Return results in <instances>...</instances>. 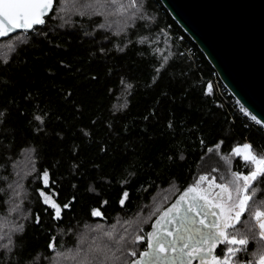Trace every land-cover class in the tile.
Listing matches in <instances>:
<instances>
[{
    "label": "trees",
    "instance_id": "obj_1",
    "mask_svg": "<svg viewBox=\"0 0 264 264\" xmlns=\"http://www.w3.org/2000/svg\"><path fill=\"white\" fill-rule=\"evenodd\" d=\"M91 2L55 0L43 25L0 39V264H131L147 245L135 238L211 155L246 175L234 147L264 150L263 127L158 0ZM256 187L264 201V177ZM262 244L250 236L236 260L257 264Z\"/></svg>",
    "mask_w": 264,
    "mask_h": 264
},
{
    "label": "snow or ice",
    "instance_id": "obj_2",
    "mask_svg": "<svg viewBox=\"0 0 264 264\" xmlns=\"http://www.w3.org/2000/svg\"><path fill=\"white\" fill-rule=\"evenodd\" d=\"M55 0H0V37L17 30H33L36 25L45 23V15L51 12ZM115 3V0H112ZM133 4L136 0H132ZM100 4L91 0H82L81 9L84 12H95ZM102 14V12L100 13ZM123 83V81H122ZM131 88V85H127ZM211 92V85H209ZM245 115L258 125L264 126V121L250 114L241 106ZM243 153V159L250 163L248 175L232 172L231 179L216 183L215 177L200 176L198 182L190 186L180 198L160 215L153 225L154 231L145 236H137L133 243L144 242L147 239L146 250L134 259L132 264H243L236 260L238 253L246 251L249 238L264 242V201L256 202L257 182L264 177V150H258L251 143H245L233 149V155ZM227 159V158H225ZM49 176L43 174V182L48 187ZM207 182V187L201 185ZM44 203L55 209L57 219L62 218L60 205L43 191ZM124 192L121 204L127 199ZM250 202L254 207L250 209ZM67 208L68 205H64ZM249 211L250 221L243 225L244 230L237 229L241 224V216ZM100 215L99 212L94 213ZM211 217V219H210ZM37 223L39 219L37 217ZM233 229L229 232L227 229ZM258 229V233L254 231ZM228 247L222 257L214 254L218 244ZM49 247L55 250L53 241ZM132 257L137 256L133 249L128 252ZM257 264H264V244L258 252ZM120 264V258L115 254L105 256L101 264ZM91 264V261H85ZM124 264H127L125 261ZM247 264H252L251 261Z\"/></svg>",
    "mask_w": 264,
    "mask_h": 264
},
{
    "label": "water",
    "instance_id": "obj_3",
    "mask_svg": "<svg viewBox=\"0 0 264 264\" xmlns=\"http://www.w3.org/2000/svg\"><path fill=\"white\" fill-rule=\"evenodd\" d=\"M158 1L228 93L264 121V0Z\"/></svg>",
    "mask_w": 264,
    "mask_h": 264
},
{
    "label": "rangeland",
    "instance_id": "obj_4",
    "mask_svg": "<svg viewBox=\"0 0 264 264\" xmlns=\"http://www.w3.org/2000/svg\"><path fill=\"white\" fill-rule=\"evenodd\" d=\"M242 145L243 144H240V145H237V146H242ZM236 147H234V149ZM240 156L243 159V153H241ZM225 158H227V159H225ZM231 173L232 172H231L230 157L229 156L220 155V154H213L203 163V165L201 166V168L199 170V173L197 174L196 178L190 184H188V186L186 188H184L180 192L179 195L181 196L190 186L196 184L198 182V178L200 176H208L209 180H211L213 177H215L216 183H222V182H226V181L229 180V178L231 177ZM248 174H246V175H248ZM206 184H207V182H204L201 185V187L204 188L206 186ZM47 195H49V194H47ZM41 198H42V201L44 202V197L41 196ZM51 199H52V197H51ZM47 205L50 206V204H47ZM172 205L173 204L171 203L166 208H164L160 212V214L157 215V217H158L157 219H159L160 215H162V213L164 211H166L168 208H170ZM52 209L55 211L54 208H52ZM154 223H156V221ZM223 251L225 252L226 249L223 250Z\"/></svg>",
    "mask_w": 264,
    "mask_h": 264
},
{
    "label": "flooded vegetation",
    "instance_id": "obj_5",
    "mask_svg": "<svg viewBox=\"0 0 264 264\" xmlns=\"http://www.w3.org/2000/svg\"><path fill=\"white\" fill-rule=\"evenodd\" d=\"M206 187H207V184H206V186H205L204 188H206ZM179 198H180V195L176 197V199L172 202V204H174ZM157 218H158V217H157ZM157 218L154 220V222L158 220ZM210 219H211V217H210ZM154 222L152 223V225H151L152 229L149 230V232L154 231V228H153V225H155ZM225 249H226V248H225V244H224V243H220V244H218L217 247L214 249V254H215L217 257H220V255H219L220 251H223V250H225ZM197 264H198V262H197Z\"/></svg>",
    "mask_w": 264,
    "mask_h": 264
},
{
    "label": "built area",
    "instance_id": "obj_6",
    "mask_svg": "<svg viewBox=\"0 0 264 264\" xmlns=\"http://www.w3.org/2000/svg\"><path fill=\"white\" fill-rule=\"evenodd\" d=\"M184 51L187 53V54H192V49H191V47L190 46H186L185 48H184ZM182 52H180V54H181ZM233 98V97H232ZM233 100H234V98H233ZM245 113V112H244ZM246 122H247V125H250V126H252V127H255L256 125H258V124H256L255 122H253L252 120H251V118H250V116L249 115H246ZM263 127V129H264V126H262Z\"/></svg>",
    "mask_w": 264,
    "mask_h": 264
},
{
    "label": "bare ground",
    "instance_id": "obj_7",
    "mask_svg": "<svg viewBox=\"0 0 264 264\" xmlns=\"http://www.w3.org/2000/svg\"><path fill=\"white\" fill-rule=\"evenodd\" d=\"M235 100V99H234ZM240 105V104H239ZM241 106V105H240Z\"/></svg>",
    "mask_w": 264,
    "mask_h": 264
}]
</instances>
